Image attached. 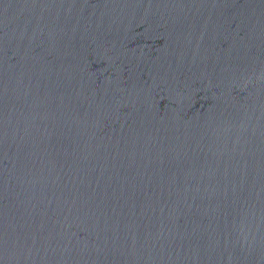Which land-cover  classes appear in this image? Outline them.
I'll return each mask as SVG.
<instances>
[{
  "label": "water",
  "instance_id": "obj_1",
  "mask_svg": "<svg viewBox=\"0 0 264 264\" xmlns=\"http://www.w3.org/2000/svg\"><path fill=\"white\" fill-rule=\"evenodd\" d=\"M0 264H264V0H0Z\"/></svg>",
  "mask_w": 264,
  "mask_h": 264
}]
</instances>
